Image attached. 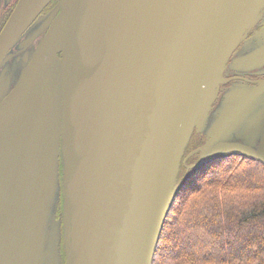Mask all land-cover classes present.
<instances>
[{"label": "water", "instance_id": "obj_1", "mask_svg": "<svg viewBox=\"0 0 264 264\" xmlns=\"http://www.w3.org/2000/svg\"><path fill=\"white\" fill-rule=\"evenodd\" d=\"M49 2L18 1L0 32V68ZM59 6L0 99V264H40L45 240L56 244L60 196L65 264H152L185 145L195 126L206 129L224 65L264 0ZM261 89L222 103L205 144L192 151L212 150L201 162L222 151L264 163V122L248 124L254 135L243 142L219 140L245 130ZM233 120L239 125L226 129ZM52 132L59 197L44 213L54 187L38 189L40 153Z\"/></svg>", "mask_w": 264, "mask_h": 264}, {"label": "trees", "instance_id": "obj_2", "mask_svg": "<svg viewBox=\"0 0 264 264\" xmlns=\"http://www.w3.org/2000/svg\"><path fill=\"white\" fill-rule=\"evenodd\" d=\"M228 157L183 186L152 264H264V163Z\"/></svg>", "mask_w": 264, "mask_h": 264}, {"label": "flooded vegetation", "instance_id": "obj_3", "mask_svg": "<svg viewBox=\"0 0 264 264\" xmlns=\"http://www.w3.org/2000/svg\"><path fill=\"white\" fill-rule=\"evenodd\" d=\"M18 1L19 0H0V32ZM60 1L61 0H50L23 32L20 39L9 50L8 58L0 68V99H2L16 83L20 71L45 34L50 21L60 11ZM57 56H60V54L57 53ZM223 77L226 81L218 85L216 95L208 110L206 129L216 117L222 103L226 102L230 95L239 92L242 93L252 87L262 86L261 91L251 100L245 112V123H247L245 130H242L240 135H223L219 139L220 141L230 140L243 142V135H254L253 129L249 128L248 124L253 122H264V6L260 9L256 20L248 28L246 34L225 63ZM261 82H263V84ZM206 129L200 128L197 130L196 126L192 129L190 138L185 145L177 173L176 183L181 187L177 194L181 192L187 181H193L194 177L201 171L211 168L218 161H224L229 158L228 155H223L224 152L222 153V151H219L214 157L201 162V158L204 156L203 154H211L212 150L209 149L202 153L200 151L192 152L194 149L205 144L208 139L205 132ZM59 177L61 182V174ZM61 199L62 197L60 196V200L57 201L52 212L53 222H58L56 244H54L53 236L50 240H45L40 264H52V260H54L53 264H65L64 245L67 240V231L64 239L65 230L60 212L62 209ZM59 206L60 209L58 208Z\"/></svg>", "mask_w": 264, "mask_h": 264}, {"label": "rangeland", "instance_id": "obj_4", "mask_svg": "<svg viewBox=\"0 0 264 264\" xmlns=\"http://www.w3.org/2000/svg\"><path fill=\"white\" fill-rule=\"evenodd\" d=\"M234 120L232 121V123L230 124V126H228L226 129H231L233 127H237L239 125V123L233 125ZM57 152V148H56V138H55V134L54 132H52L50 135H48L45 139V142L43 144V148L41 150L40 153V169H39V174H38V189L44 187L45 185L48 186H53L54 187V195L52 197H50L51 194H49L48 196H46L43 200L42 203V208L44 206V204L48 201H50L49 203H46V206L44 207V213H46L49 209V204L52 202H55L57 200V197H59V195H55V189L58 186V182H57V170L54 166V161H55V153ZM207 172V171H206ZM209 175V174H207ZM205 175V176H207ZM199 175H197L196 177H194V181L195 179L198 178ZM43 181V183H42ZM256 182L259 185H263V182L256 180ZM181 202V198H179L177 200V203ZM41 208V211H42ZM201 245V244H199ZM248 247V245H246ZM198 247V246H197ZM201 253V252H199Z\"/></svg>", "mask_w": 264, "mask_h": 264}]
</instances>
